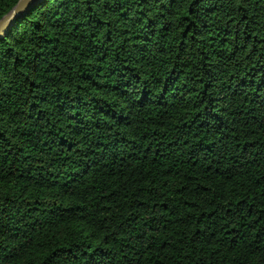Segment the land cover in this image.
Listing matches in <instances>:
<instances>
[{
  "label": "trees",
  "instance_id": "trees-1",
  "mask_svg": "<svg viewBox=\"0 0 264 264\" xmlns=\"http://www.w3.org/2000/svg\"><path fill=\"white\" fill-rule=\"evenodd\" d=\"M0 264H264V0L22 10L0 37Z\"/></svg>",
  "mask_w": 264,
  "mask_h": 264
},
{
  "label": "water",
  "instance_id": "water-1",
  "mask_svg": "<svg viewBox=\"0 0 264 264\" xmlns=\"http://www.w3.org/2000/svg\"><path fill=\"white\" fill-rule=\"evenodd\" d=\"M36 0H21L7 15L0 20V37L4 35L7 28L12 24L17 15L28 5Z\"/></svg>",
  "mask_w": 264,
  "mask_h": 264
}]
</instances>
